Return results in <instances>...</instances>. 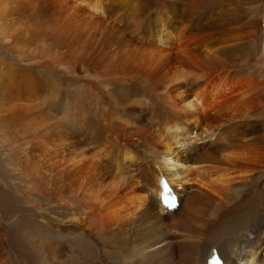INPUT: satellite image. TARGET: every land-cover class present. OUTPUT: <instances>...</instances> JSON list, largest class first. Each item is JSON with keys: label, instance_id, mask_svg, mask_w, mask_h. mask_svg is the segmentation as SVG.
Masks as SVG:
<instances>
[{"label": "bare ground", "instance_id": "bare-ground-1", "mask_svg": "<svg viewBox=\"0 0 264 264\" xmlns=\"http://www.w3.org/2000/svg\"><path fill=\"white\" fill-rule=\"evenodd\" d=\"M189 1L190 4L192 0ZM202 1L203 0H200L198 3L201 2V4H203L204 2L202 3ZM216 1L218 3L219 0ZM27 2L31 4L32 8L34 7V10L28 14L27 24L22 25L20 32L12 33L13 27L18 26V23L15 21L17 26H15L13 21L6 23L3 28L1 26L0 43L4 47L15 48V45H17V47L18 45L24 47L30 44L32 48L35 44L33 41L36 42L38 34L35 35L36 33L32 32L29 23L36 24L38 17L50 18L47 14L60 17L63 15V17L66 16V20L63 22H61L62 19L58 20L59 22L50 19V22L45 24L50 26L51 31L55 29L54 34H56V36L59 34V30L71 26L73 22H79L84 25L83 27H88L87 30L89 29V32L90 30L93 31L91 33L95 32L96 34L97 32V36L101 37V41L105 44L113 42L111 44L115 43L118 48L124 46L126 52L136 56L134 57L136 59L137 56H142L157 61L160 64L163 63L165 66L168 64H174L175 66L176 63L188 64V62H190L188 48L185 46L187 43L185 44L186 41L181 37L182 32L179 34L178 27V29L176 28L177 31L168 30L170 25H168L167 21H163V19L158 23V28L154 30V37L148 36L144 38V35L139 34V31L136 35L132 31L135 35L133 36L134 40L117 37L115 33L118 27L116 23L113 22V19H103V17L105 18L108 14L107 12L112 10L110 4H113V0L112 2L110 1L108 5L105 4V0H27ZM117 2L118 3L114 4L115 8L113 6L112 15L118 12L115 10L117 6L120 7L122 3H124L121 2V0ZM132 2L133 0L131 4ZM179 2L180 0H169L168 3L165 4L166 6L168 5V9L174 17L179 13ZM192 2L194 3V1ZM233 2H235V0ZM186 4L188 5V3ZM201 4L199 5L202 6ZM206 4L204 3V5ZM197 5V3L193 4V9H196ZM222 5L224 4L220 5L219 2V9H223L221 7ZM44 6L50 7L51 13L45 11L43 9ZM164 9L168 10L167 8ZM184 9L183 13L186 12L188 16V12L191 13V11H185L186 9ZM259 11L260 9L254 8L251 10L252 14H249H251V16L256 15ZM98 12L102 14V17L97 15L93 17V15ZM207 12L209 14V10H207ZM226 12L227 11H225V13ZM206 13L205 16L207 15ZM194 14L192 13V15ZM210 18H212V16ZM198 22L200 23V19ZM11 23L14 25L12 24L13 26H11ZM252 23L254 22L252 21ZM185 24L189 26L190 23ZM202 24L200 23V26ZM213 26L215 27V24ZM31 27H33V25ZM205 27L207 28V26ZM77 29H79V26ZM204 29L203 31H205ZM207 29L209 30V28ZM56 30H58V33H55ZM76 31L74 30V32H72L75 33ZM63 32H61V34ZM72 32L70 36L67 35L68 33H66L65 36L71 37L73 35ZM215 32L211 33L213 35H210V38H212L211 36H214V34H217ZM220 32L218 33L220 34ZM224 32L226 31L221 33L224 34ZM194 33L196 35V32ZM61 34L60 36L63 35ZM79 34L80 36L82 35L81 33ZM187 34L186 37L192 39V37ZM225 34L228 36L227 32ZM78 35H76V37ZM195 35L193 36L192 34L196 41L197 39L199 40V38L196 39V36L200 35ZM204 35L205 34L201 35L203 41L205 38ZM50 36L57 38L54 37L55 35ZM86 36H88V34H86ZM93 36L90 37L93 39ZM205 36L209 39V35ZM229 36L231 37L232 35L230 34ZM42 37L43 36H40L39 40H41ZM68 37L66 38L69 40ZM83 37H85V34ZM215 37H217V35ZM219 37L220 36L217 38ZM230 37L229 39L220 37L221 40L218 39V41H220L219 44H221V46L219 45L220 47L216 49H214L215 46H213V51L219 49L217 54L219 52L220 55V50L223 53L222 50L227 46ZM49 38L50 37H48V39ZM53 38L52 40H54ZM85 38L82 39L81 37V40L84 41ZM242 39L243 38H241V41ZM50 40L48 41L51 42ZM86 40L85 42L89 41V36ZM95 40H97V38ZM202 40L199 41L202 42ZM232 40L235 39L232 37L230 43H233ZM239 40L236 38V41ZM31 41L33 45H31ZM83 41H81V43L84 44ZM172 41L175 42L176 48L171 47L170 42ZM205 41L207 42V40ZM215 41L217 43V40ZM91 42L93 41L91 40ZM191 42L190 44L193 45ZM44 43L46 44L47 42H43L41 46H44ZM224 43L227 44L224 45ZM48 44H46V46H50V43ZM201 44L202 43H200V45ZM242 44L244 46L242 48L246 51L247 56H249L250 53L255 56L256 50L258 51L256 48L259 47L257 41L253 42V40L246 38V40L242 41L241 45ZM53 45L55 48V44ZM203 45L204 44H202V46ZM231 45L229 50H232ZM70 46L73 45L70 43ZM80 46L82 47V44ZM94 46L96 45H92V51H94ZM211 46L212 45H210V48H212ZM33 47L35 48V46ZM60 47L63 48V46ZM84 47L85 45H83L82 48ZM31 48L29 49L30 54L25 50V53L27 54L28 52L29 55L24 56L31 57L32 59V57L37 54L34 55L33 52L35 51H30ZM48 48H43L42 53L47 54L46 52H51L52 54L54 49L51 47L53 50L50 48L52 51H49ZM112 48L113 47L110 49ZM240 48L241 47L238 48L239 51ZM70 49H73V47H70ZM55 50H57L56 52L58 53L60 51H58L57 48H55ZM66 50L68 51L69 49L67 48ZM84 50L86 49L84 48ZM211 50L212 49H210V51ZM226 50L224 49L225 52L229 51L228 48ZM16 51L18 52L19 50ZM20 51L24 50L22 49ZM107 51L105 53H108ZM118 51L120 52V50ZM85 52L87 53L90 51L87 50ZM122 52L123 50L121 49V53ZM126 52L124 54H126ZM206 52L207 51L203 52V56H207L208 61H214V65L211 66V68L215 67L219 69L226 62L222 61L224 63H219V60L217 61L214 59L215 57L212 58L211 54L209 55V53ZM61 53L60 55L58 54L59 59L63 57L61 56L63 53ZM67 53L73 52L68 51ZM86 53L83 54V56L88 54ZM90 54H92V52H90ZM119 55L121 58V54ZM67 56H69V54ZM117 58L119 59V56ZM222 59L223 57L221 60ZM227 59L231 62L233 61L231 58ZM119 60L122 61L121 59ZM228 60L227 62H229ZM20 61L21 68L14 67L12 64H3L2 62L0 64V69L5 70L7 74L6 77H1L0 75L2 80L0 83L5 84L8 79L10 84H12L11 82H15L17 87L22 88L16 89L19 90V92L16 91L17 93H15L14 96L10 94L11 91H4L2 88L0 92V109L4 112L5 117L9 119L12 118L13 115H23L27 111L38 112L41 109L40 106H44L45 104L54 106L57 109L63 97L58 91L60 89H55V85L52 86L51 81L53 80L50 79L49 75L38 70V65L33 67L35 69H32L29 68V66H32L30 63H28V65L27 62L21 59ZM115 61L118 62L114 59V63ZM36 62L37 61H35L34 64L42 63ZM126 62H124V65ZM130 63L129 61V64ZM196 64L192 63L191 67L193 65L195 66L192 67L191 70H186L183 67V69L174 68V76L171 74L172 77L178 79V77L183 78L184 75L186 76V81H181L180 79L173 83V80V88L171 87V89L167 90H165L166 87L163 88V90L166 91H163L165 92L164 107L161 106L163 108V113L156 122H150V125H146V123L142 122L137 124L139 122H135V120L134 123L130 120L131 116H129L130 118H126L123 116L125 113L122 115L118 114L116 112L117 109L106 112L101 120L95 121L87 115L84 106L82 107V111V108L80 109L78 104H74V106H69L73 115V122L69 124V128L64 127V132L66 131L65 129H69L67 135H61L59 132V137L56 139L57 136L52 134L51 131V133L45 132L46 134L43 131V141H41V143L38 141H36L37 143L29 141L30 145H27L29 146L27 150L24 148L27 154L25 153V163L22 162L24 164H21L22 167L24 166L26 174H30L32 177L34 175H43L40 177L43 182L49 179L55 181L52 187H44L47 189L45 190V195H47L48 200L52 204L61 205L63 203L66 206V216L69 218V222L67 221L69 224L63 228H59V232L56 234L49 237L48 233V235L42 236L43 238H38L39 241H41L40 243L43 244L46 254L48 253V258L47 256L45 257L47 261H45L44 264H99L97 260L89 262L87 258L94 248H99L100 250L101 248H107L105 252H111L112 264H207V259L213 250H217L227 264H264V209L260 210L261 206L264 208V195L262 196L264 192L263 189L262 191L260 190L261 187L264 188V119H262L264 118V107H260L261 96L263 97L264 93V79H258V77L252 79V77L249 76L251 81L247 84L240 86L239 83L233 80L235 83L239 84L234 85V83L228 82L225 79L226 77H223L225 75L224 73L223 76H220L222 73L218 75V77L214 76L216 74L211 76L210 73L213 69L209 70V67L205 65L206 63L204 65L202 64V66H200L201 64ZM225 64L228 65V63ZM147 65L150 66L151 64L149 65L148 62ZM115 66L117 65L115 64ZM36 67H38V69H36ZM127 67L128 66L125 68ZM225 67L228 66L225 65ZM80 68L83 69L84 67L80 65ZM142 68L143 66H141V69ZM76 70L78 69L76 68ZM143 71L146 70L144 69ZM167 71L166 73L171 70ZM119 73L121 72H118V74ZM121 74H123V71ZM135 74L133 70L132 76ZM261 74L263 75L264 72L262 71ZM163 75L169 76L170 74L167 75L164 73ZM42 76H44V78ZM145 76L144 78L148 77L147 80H149L148 74L147 77ZM236 76H239V74ZM37 79L40 80L38 84L36 83ZM150 79L152 80L150 82H153L155 78L152 79L150 77ZM147 80L144 79L148 84L149 82ZM172 83L169 82L168 84ZM6 84L9 85L8 82ZM13 88L15 89V87ZM36 90H40L41 94H36ZM76 98L77 97H75V99ZM75 106L82 112L79 111L76 113ZM120 106L123 108L122 105ZM125 107L127 108V106ZM119 110L121 111L120 108ZM28 112L26 114H28ZM34 117L33 120L36 118ZM111 118H115L116 122H109L108 119L110 120ZM145 119L144 122H146ZM31 122L32 120H27L25 123L21 121V124H23L20 128L22 129V127L25 126L29 127L28 124L31 127L35 123L38 124L36 121L34 124L33 122L31 124ZM45 122L47 123V120H45ZM14 123L15 121L7 122L8 125H6L9 128V130L7 129L9 133L12 132ZM37 130L40 131L41 129H36V132ZM15 131L18 133L17 130ZM31 131L29 132L35 133V130L34 132ZM29 132L27 131V134H30ZM16 135H14V137ZM22 136L25 137L27 135ZM17 137L20 136L18 135ZM36 138L38 139V137ZM16 139L14 141H16ZM22 139L24 140V138ZM22 147H24V145ZM143 158H149L152 163L143 166ZM162 175H164L180 202L176 207L168 206L163 203L160 197V177ZM43 177L46 179H42ZM137 183L141 184L138 185ZM154 201H156L155 203L157 204L156 208L151 207V205H154L152 204ZM177 210L179 211L177 212ZM175 225H180L182 231H178L177 235L174 234V236H171L170 227H174ZM61 229H63V231ZM175 230H173V232ZM248 232H251L252 235H249ZM10 251L11 248L7 246L5 237L3 233L0 232V264H13L9 254Z\"/></svg>", "mask_w": 264, "mask_h": 264}, {"label": "rangeland", "instance_id": "rangeland-1", "mask_svg": "<svg viewBox=\"0 0 264 264\" xmlns=\"http://www.w3.org/2000/svg\"><path fill=\"white\" fill-rule=\"evenodd\" d=\"M110 1L112 2V0H105V4L108 5V3H110ZM117 1L118 0H113V4H110L112 6V10H113V6L115 8L114 4L118 3ZM131 1L130 0H125V1L121 0V2H124V3H122L123 6L122 5L120 7L117 6V8L115 9L116 11H118L116 13L117 15L116 14L112 15V10H109L107 12L108 14L106 16L104 15L105 18L103 17L104 20L107 18H112L113 22L116 23V25L118 27L117 31L115 33V34H117L116 36L119 38H123V39L127 38V39L134 40L133 36H135L139 31V34L144 35V38H146L148 36L154 37L155 36L154 30H156L158 28L157 27V26H159L158 23L163 19V21H167L168 25H170V28L168 30H176L177 31V29L179 28L178 29L179 34L182 32L181 37L183 38L184 41H186L185 44L187 43L185 46H186V48H188V53H189V57H190V59H189L190 62H188V64L176 63L175 66H174V64H168L171 67L170 68L168 65L165 66V64H163V63L160 64L157 61H153L151 59H148V58H145L142 56H137V59H136V58H134L136 56H133L132 54L130 55V53L126 52L124 46H122L121 48L120 47L118 48V46L115 43L111 44L113 42H111L110 44L109 43L105 44L103 41H101L102 38L97 36L98 35L97 32H96V34H95V32L91 33V32H93L92 30H90V32H89L88 31L89 29L87 30L88 27H86V28L83 27L84 25L80 24L79 22H77V23L73 22L71 26L61 29L63 31L65 29L67 31L70 30L71 32L72 31L74 32V30L75 31L77 30L75 32L77 34L72 32L73 33V35L71 36L72 38L65 36L66 33H68L67 35L70 36L71 35L70 31L67 32L65 30L64 31L65 33H64L61 30H59V31L56 30L55 33L57 31L59 32V34H58L60 37V40H59L58 35L56 36V34H54L55 29L52 28L53 30L51 31L50 26H47L45 24L49 23L50 19L56 20V21L62 19L61 22H63L64 20H66V16L63 17V15L60 17V16H56V15L50 16V14H47V16L49 15L50 18H39L38 17L36 24L29 23L30 29L32 30V32L36 33L35 35L38 34L36 42L33 41L37 45H35V44L33 45L32 41L30 42L31 45L35 46V48L32 46V48H34L35 50L31 48L30 44H29V46L28 45L24 46L25 48L21 45H18V47H17V45H15V48L12 47L14 49L13 50L10 47L9 48L4 47L0 43V64L2 62L3 64H5V63L12 64V65H14V67L16 66V67L21 68L22 67L21 61H20V59H21L24 62H27V64L30 63L32 65V66H29V68L35 69L33 67L38 65L39 69H38V67H36V69L40 70L42 73L44 72L45 74L49 75L50 79L53 80V81H51L52 86L55 85L54 86L55 89H60L58 91L63 96L62 100L59 103L60 106H58L57 109L54 106H49V105L45 104L44 106H40L41 109L38 112L37 111H35V112L29 111L28 112L27 111L28 114H26L27 112L26 113L22 112L25 115L24 114L23 115H19V114L13 115L12 118H9V119H7L5 117L4 112L2 111V109H0V232L3 233L7 246L9 248H11L12 252L10 251L9 254L11 256V260H12L13 264H32V263L33 264H36V263L37 264H44V262L47 261V259L45 257L47 256V258H48V253L46 254V251L44 250L43 244L40 243L41 241H39L38 238H43L42 236L48 235V233H49V237H50V236L56 234L57 232H59V228H63L65 226H67V224H69L68 223L69 218L66 216V206L63 203L61 205H57L55 203H53V204L50 203L47 195H45L46 194L45 190H47V189H45L44 187H47V186L52 187L54 185L53 183L55 181L54 180L52 181L51 179L48 178L49 179L48 181L45 180L43 182V180H41V178H40L43 175H41V176L40 175H38V176L34 175L36 178L35 179L34 176L32 177L30 174H26V172H25L26 170L24 169V166L22 167V165H21V164H23L22 162H24V160L26 158L25 155L27 153L25 151L29 147L27 145H30L31 141H33L35 143H37L36 141H38L41 143V141H43L42 136L45 132H49V133L52 132V134L57 136L56 139H58V137H59L58 136L59 132L61 135H64V134L67 135V131L69 129L68 130L65 129L66 131L64 132V127L69 128V124L71 122H73L72 121L73 115L71 113V108L69 106H72V105L74 106V104H76V105L78 104V107L80 109L84 106V108H85L84 110L86 111L87 115L89 117L93 118V120H95V121L101 120L102 117L105 116L106 112L111 111V110L114 111L117 109L116 112L118 114L122 115L125 113V115H123V116L126 118H130L129 116H131L130 120H132L133 122H134V120H135V122H139L137 124H140L142 122V123H146V125L147 124L150 125L153 121L156 122L163 113L162 107H164L163 103H164V96H165V92H166L165 90L171 89V87L173 88L174 87L173 83H175V81H177V80L181 79V81L182 80L186 81V76H184V75H183V78L178 77V79L175 77H172V75L174 73L173 71L176 68H181V69L185 68L186 70H191V68L195 66V65H193L191 67L192 63L196 64L197 62L202 61V62L197 63L196 65L201 64L200 66H202V64L204 65L206 63L205 65L207 67H209L208 68L209 70L213 69V70H211L212 72L210 71L211 76L216 74L214 76L218 77V75H220L221 73L222 74L220 76H223L225 74L223 77H226L225 79L228 82L230 81V82L234 83V85L240 84V86L241 85L243 86L244 84H247L248 82L251 81L250 77H252V79L255 77L256 78L258 77V79H264V74L263 75L261 74L262 71L264 72V0H249V1L248 0H246V1L245 0H235V2H233L234 0H232V1H230V0H226V1L225 0H223V1L219 0L218 3L216 0H211V1L203 0L202 3L203 2L205 4L207 3L206 5H204V3L201 4V2L198 3V1H200V0H192V1H194V3L191 1L190 4H189V2H190L189 0H180V2L178 3V12L179 13L175 17L172 13H170V11L168 9V5L167 6L165 5L166 3H168L169 0H167V2H166V0H133L132 4H131ZM127 2L131 4L133 9L131 8L130 4H128ZM219 2H220V5L224 4L221 6L223 9H219L220 8V7H218ZM186 3H188V5ZM195 3H197L198 5L199 4L202 5V6L197 5L198 8H200V9H198L197 6H196V9L195 8L193 9V4H195ZM214 4H215V6H214ZM209 6H211V7H209ZM184 7L186 10L184 9ZM201 7H203V8H201ZM206 7H208V8H206ZM33 8L31 7V4H29L27 2V0H0V28H1V26L3 28L6 23H10L13 21V23H15V22L18 23L17 25L19 27L15 23V26H17L18 28L13 27L14 30L12 29V33L20 32L22 29V25L27 24L28 14H30V12H32L34 10ZM164 8H167L168 10H166ZM254 8H258V9H260V11L258 12V14L252 15L253 16L252 17L251 16V14H252L251 10ZM43 9L45 11H47L48 13H51L50 7L44 6ZM183 9L185 11H191V13L188 12V16H187L186 12L183 13ZM218 9H219V11H218ZM242 9H243V11H242ZM200 10L203 14L200 12ZM207 10H209V14H208ZM120 11H121V13H120ZM211 11L212 12L215 11V12L212 13ZM222 11H224V12H222ZM225 11H227V12L225 13ZM192 13L193 14L196 13V14H194L195 16L192 15ZM197 13H198V15H197ZM199 13L202 15H200ZM205 13L207 14L206 16H205ZM249 13H251V14H249ZM96 15L102 17V14L99 12L96 13L95 15H93V17ZM182 15L184 18L182 17ZM179 16L181 19L179 18ZM198 16L199 17L202 16L203 18L202 17L199 18ZM211 16H212V18H210ZM193 17H195V18H193ZM54 18H56V19H54ZM191 18H192V20H191ZM205 18H206V21H205ZM251 18H253V19H251ZM196 19L198 21L200 19V23L201 24L203 23V24L200 26V23ZM201 19H202V21H201ZM168 20H169V22H168ZM193 20H194V22L196 21L195 22L196 24L193 22ZM252 21L254 23H252ZM184 22L190 23L191 25L189 24V26H188V24H185ZM13 23H11V26L14 25ZM179 24H181L183 27ZM204 24H205V26H207V28H209V30L204 26ZM207 24H209V25H207ZM214 24H215V27L213 26ZM32 25L34 28L31 27ZM185 25L188 27H186ZM78 26H79V29H77ZM80 27H82V28H80ZM201 27L203 29L205 28L204 29L205 31H203V29ZM216 27H219V28H216ZM84 28H85V30H84ZM118 29H119V31H118ZM194 29H196V30H194ZM188 30H189V32H188ZM215 30H216V32H215ZM219 30L221 32L226 31L228 36L225 34L226 32H224V34H222ZM132 31L135 35L132 33ZM151 31H153V32H151ZM209 31H211V32H209ZM39 32H40V34H39ZM61 32H63L62 33L63 35L61 34ZM120 32H121V34H120ZM194 32H196V35L199 34L200 36H198V35L196 36ZM204 32H206L208 34H206ZM212 32H215L217 34H214V36H211L212 38H210V35H213V34H211ZM218 32H220L221 35ZM79 33H81L82 35L80 36ZM202 33L205 35H209L208 36L209 39H207V36L204 35L205 38L203 41L202 40L203 38L201 36V35H203ZM60 34L62 36H60ZM84 34H85L86 38H88V36H89L88 42H85L86 38L83 37ZM86 34H88V36H86ZM118 34H119V36H118ZM186 34L192 37V39H190L189 37L188 38H189L190 42L192 41L191 43H193V45L190 44L188 38L186 37ZM192 34H193V36L194 35L196 36V39L199 38V40H202V42H200L198 39H197V41H198L197 42L195 40V37L192 36ZM230 34L232 35L231 37L229 36ZM39 35L43 36L42 37L43 40L41 39L42 41L39 40V38H40ZM44 35H45V37H44ZM50 35H55L54 37H57V38H53ZM76 35H78V36L76 37ZM93 35H95V36H93ZM216 35H217V37L218 36H220L222 38L225 37L226 39L227 38L229 39V37H230V41H231L232 37H233V39H235V40H232L234 44L230 43V41L227 42L228 44L226 43L227 46H225V48H223V50H222L223 53L220 50V55H219V52L217 54V51L219 49L214 50L215 52L213 51V48H214L213 46H215L214 49H216L217 47L219 48L221 46V44H219L220 41H218V39H220V37L217 38V37H215ZM222 35L223 36L225 35V36L223 37ZM63 36H64V39H63ZM79 36H80V38H79ZM90 36H93V39ZM48 37H50V38L48 39ZM66 37H68L69 40ZM81 37H82V39L85 38V40L84 41L81 40ZM184 37H186V38H184ZM52 38L54 40H52ZM65 38H66V40H65ZM96 38H97V40H95ZM236 38L238 40L240 39L239 40L240 43H239V41H236ZM241 38H243L242 41L246 40V38L253 40V42L257 41L259 47L256 48V49H258V51L256 50L255 56L252 53H250V54L247 53V54H249V56L246 55V51H244L242 48L244 46H243V44L241 45V43H242ZM48 40H50L51 42H49ZM77 40H78V42H77ZM91 40L94 43L91 42ZM193 40H194V42H193ZM205 40H207V42L210 45H212L211 46L212 48H210V45ZM213 40L214 41L217 40V43H216V41L214 42ZM58 41L59 42L63 41V42H62V44H61V42L59 44ZM79 41H80V43H79ZM81 41H83L84 44L81 43ZM43 42H47L46 44L50 43V46L54 50L50 46H48L49 44L47 45L49 48L46 46L45 43H44L45 44L44 46H41V45H43ZM53 42H56V43H53ZM51 43H52V45H51ZM70 43L73 46H70ZM200 43H202L204 45L202 46V44L200 45ZM53 44H55V48H57L58 51L60 50L59 53L56 52L57 50H55ZM58 44L60 46H63V48H61ZM81 44H82V47H83V45H85L84 48L86 50H84V48H82L80 46ZM198 44H199V46H198ZM226 44L224 43V45H226ZM67 45H68V47H67ZM92 45H96V46H94V51H92V49H93ZM170 45H171V47L176 48L174 41L170 42ZM205 45H207V46H205ZM230 45H231L232 50H229ZM103 46H104V48H103ZM201 46H202V48H201ZM29 47L31 48L30 51H32V52L35 51V52H33V54L34 55L37 54L38 56L36 55V56L32 57V59H31V57L24 56V55L28 56L30 54V52H29L30 48ZM70 47H73V49L76 48L77 50L76 49H74V50L70 49ZM100 47H102V48H100ZM111 47H113L112 48L113 50L110 49ZM204 47H206V48H204ZM226 47L229 50L228 52L224 51V49L225 50L227 49ZM236 47H238V48L241 47L240 51H241V49H242V51L240 52L239 49ZM43 48H48L49 51L53 50L54 52L57 53V55L53 51H52V54H51V52H46L47 54H44V53H42ZM50 48L52 50H50ZM67 48L69 49L68 50L69 52H73L74 54L73 53H67L68 52L66 50ZM209 48L212 50L210 51ZM22 49L24 51H20ZM116 49H117V51L120 50V52L119 51L117 52ZM121 49L123 50L122 53H121ZM207 49H209V50H207ZM16 50H19V51L17 52ZM25 50L28 51L29 54H28V52L26 54ZM87 50L92 52V54H90V52H87L88 53L87 54L85 52ZM96 50H98V51H96ZM201 50H202V52H201ZM106 51L108 53H105ZM124 51L126 52V54H124L125 53ZM204 51H207L206 53H209V55L211 54L212 58L215 57L214 59H216L217 61L219 60L218 61L219 63L222 61H226L225 63H228V65L225 64L224 62H222V63H224L223 66L225 68V71H224L223 66L220 67L219 69H216L214 67L215 70H214V68H211V66L214 65L213 64L214 61H208V57L205 55L203 56ZM243 51L245 54L243 53ZM65 52L67 53V55L69 54V56H67ZM84 52L87 54L86 56L85 55L83 56V54H85ZM224 52H225V54H224ZM233 52H234V54H233ZM60 53L62 54L61 56H63V57L59 59L58 54L60 55ZM119 54H121V58H120ZM113 55H114V58H113ZM127 55H130V56H127ZM118 56H119V59H121L122 61H120L117 58ZM217 56L220 58H218ZM227 56H229V57H227ZM250 56H251V58H250ZM123 57H125V58H123ZM200 57H201V59H200ZM222 57H223V59L221 60ZM63 58H64V60H63ZM227 58H229V59L231 58V60L233 59V61L231 62ZM114 59L117 60L118 62L115 61V63H114ZM226 59L229 62H227ZM126 60H127V62H126ZM146 60H148V61H146ZM35 61H37L36 63H39V62H42V63L34 64ZM129 61L131 62L130 64H129ZM138 61H139V64H138ZM144 61H146L147 63L149 62V65L151 64L153 66H151V65L148 66L147 63ZM124 62H126L125 65L128 66L127 68H125L126 66L124 65ZM115 64L117 66H115ZM80 65H81V67H84V68L83 69L80 68ZM121 65H124L125 67L121 66ZM225 65L228 67H225ZM233 65H234L235 69L233 68ZM141 66H143L142 69H141ZM109 67H111V68H109ZM163 67H164V69H163ZM76 68L78 70H76ZM227 68H228V71H227ZM144 69L146 71H143ZM2 70L3 69H0L1 77H6L7 74H6L5 70H3V72H5V73H3ZM111 70H113V71H111ZM133 70H134V74L136 73L134 76H132ZM160 70H161V72H160ZM167 70L168 71L171 70L172 72L171 71L168 72ZM221 70H222V72H221ZM122 71H123V74H121ZM126 71H128V72H126ZM166 71L170 75L168 73H166ZM218 71H219V73H218ZM241 71H242V73H241ZM118 72H121V73L118 74ZM140 72H142V73H140ZM144 72H145L146 76H145ZM88 73H90V74H88ZM162 73L163 74L165 73L169 76L163 75ZM252 73H253V75H252ZM124 74H126V75H124ZM147 74L149 76V80H147L148 79ZM237 74H239V76H236ZM121 75H122V77H121ZM144 76L147 78H144ZM42 77L44 78V76H42ZM150 77L152 79L155 78L153 82H150V81H152L150 79ZM163 77H167V78H163ZM227 77H228V79H227ZM259 77H261V78H259ZM82 78H84V79H82ZM142 78H143V81H142ZM171 78H172V80H171ZM134 79H135V82H134ZM144 79L147 80L149 83L147 84V82L144 81ZM173 80H174V82H173ZM233 80H235L239 84L235 83V81H233ZM0 81H2L1 78H0ZM36 81H37L36 82L37 84L40 82V80H38V79ZM80 81H82V82H80ZM156 81H158L157 82L158 84L154 83ZM7 82L9 85L6 84ZM7 82L5 84L0 83V92L2 91V88H3L4 91H8V90H9L8 92L11 91L10 94L12 96H14L15 93L19 92V90H16V89H22L20 87H17L15 82H11L12 84H10L8 79H7ZM145 82H146V84L144 85ZM169 82H171V83L173 82V83L168 84ZM141 83L143 84V86ZM151 84H152V86H151ZM13 87H15V89ZM61 88H62V90H61ZM163 88H165V90H163ZM14 90H15V92H14ZM12 91H13V93H12ZM163 91H165V92H163ZM35 93L41 94V91L36 90ZM94 94H95V96H94ZM68 95H70L73 98H71ZM74 96L77 98L75 99ZM122 96H123V98H122ZM130 101H131V103H130ZM161 101H163V102H161ZM72 102H74V103H72ZM159 102H160V104H159ZM142 103H144V104H142ZM260 103H261L260 107L263 108L264 107V93H263V97L261 96ZM120 105H122L123 108H121ZM125 106H127V108ZM78 107H76V113L79 111L82 112L83 108L81 111ZM119 108L123 112H121L119 110ZM59 110H61V111H59ZM124 111H126V112H124ZM140 111H142V112H140ZM31 115H32V117H31ZM43 116L44 117L46 116V117L44 118ZM135 116H136V118H135ZM33 117L35 118L34 120H33ZM37 117H39V118H37ZM41 117H42V119H41ZM145 118H147V119L149 118V119L147 120ZM144 119L146 122H144ZM262 119H264V118H262ZM27 120H32L33 124L36 121V122H38V124L35 123L34 125H32V127L28 124L29 127L25 126V127H22V129H21L20 127L22 126V124L25 123ZM39 120H41V121H39ZM45 120H47V123L45 122ZM8 121H10V122L15 121V123L12 127L13 130L10 133L8 132L9 128L7 127ZM21 121L23 122L22 124H21ZM42 121H44V122H42ZM108 121L109 122H116V119L111 118L110 120L108 119ZM32 122H31V124H32ZM16 123H17V126H16ZM43 124H45L46 126ZM1 125H3V126H1ZM5 125H6V127H5ZM42 125H43V127H42ZM15 128H17V129H15ZM56 128H58V129H56ZM62 128H63V131H62ZM33 129L35 130V133H30L29 131H31V130L34 132ZM36 129H39V130L41 129V130L40 131L37 130V132H38L37 133ZM15 130H17V132L19 134L16 133ZM21 130L22 131L25 130L23 132L26 134H24ZM4 131H6V132H4ZM14 131H15V133H14ZM27 131L30 134H27ZM43 131H44V133H43ZM61 132L62 133L64 132V133L62 134ZM7 133H9V134H7ZM20 133H22V134H20ZM4 134H6V135H4ZM13 134L14 135L17 134V135L14 137ZM18 135L20 137H17ZM22 135H27V136L24 137ZM31 135H33V136H31ZM35 136L38 137V139ZM62 137H66V136H62ZM22 138H24V140ZM39 138H41V139H39ZM15 139H16V141H14ZM22 144L24 145V147H22L23 146ZM24 148H26L25 151H24ZM184 152H186V151H184ZM263 160H264V157H263ZM149 163L150 164L152 163L149 158H143L142 159V165L143 166H147V165H149ZM42 179H46V178L43 177ZM38 180H39V182H38ZM51 182H52V184H51ZM137 184L140 185L141 183H137ZM262 189L264 192L263 187H261L260 190L262 191ZM263 195H264V193L262 194V196ZM180 200H181V195H180ZM155 202L156 201L152 202V204H154V205H151V207L156 208L157 204ZM179 203L180 202L177 199V203L174 205V207L179 205ZM262 209H264V208L261 206L260 210H262ZM178 211L179 210H177V212ZM177 212H176V214H177ZM177 226H178V228H177ZM179 226L180 225L174 226L176 228V230L173 226L170 227L171 228V231H170L171 236H174V234L177 235L178 231H182L181 226L180 227ZM61 230L63 231V229H61ZM173 230H175V231L173 232ZM171 232H172V234H171ZM36 240H37V243H36ZM95 249L96 248H94V250L87 257L89 262H93L94 260H97L99 264H112L111 252H108V253L105 252L107 250V248L106 249L101 248V250L99 248L96 250ZM100 254L103 256H101ZM104 256H105V258H104ZM101 257H102V259H101ZM32 260H33V262H32Z\"/></svg>", "mask_w": 264, "mask_h": 264}, {"label": "water", "instance_id": "water-1", "mask_svg": "<svg viewBox=\"0 0 264 264\" xmlns=\"http://www.w3.org/2000/svg\"><path fill=\"white\" fill-rule=\"evenodd\" d=\"M160 182H161V193H160V197L163 201V203L167 204L168 206H173L176 203V194L173 191V189L170 187V185L168 184L166 178L164 177V175H162L160 177ZM165 184H167V189L165 188ZM168 198V200L170 201V203H166L165 198ZM249 235H252L251 232H248Z\"/></svg>", "mask_w": 264, "mask_h": 264}, {"label": "snow or ice", "instance_id": "snow-or-ice-1", "mask_svg": "<svg viewBox=\"0 0 264 264\" xmlns=\"http://www.w3.org/2000/svg\"><path fill=\"white\" fill-rule=\"evenodd\" d=\"M165 188L167 189V184H165ZM165 200H166V203H170V201L168 200L167 196H166Z\"/></svg>", "mask_w": 264, "mask_h": 264}]
</instances>
